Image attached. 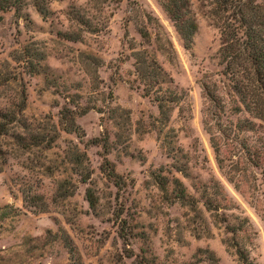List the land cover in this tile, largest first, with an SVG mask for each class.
I'll return each instance as SVG.
<instances>
[{"label": "rangeland", "instance_id": "obj_1", "mask_svg": "<svg viewBox=\"0 0 264 264\" xmlns=\"http://www.w3.org/2000/svg\"><path fill=\"white\" fill-rule=\"evenodd\" d=\"M84 1L52 0L47 13L29 7L19 17L13 10L0 11V75L20 71L26 93L24 115L48 117L59 131L51 149L17 151L7 157L0 172V209L8 206L0 210V264H69L68 248L83 264H235L221 241L225 235L222 225H211L210 235L198 237L185 228L178 241L174 220L185 222L186 208L173 201L170 184L165 193L153 181L152 174L161 167L171 171L163 174L177 177L196 196L195 188L218 180L254 225L257 236L250 255L257 264H264V215L226 180L202 127L204 99L196 80L203 72L219 68L214 58L219 33L207 2L191 0L197 29L186 49L157 0H120L101 33L86 34L77 42L62 38L58 32L69 24L67 10ZM133 5L160 24L174 48L175 63L155 50L153 21L148 26L151 43L140 37L137 19L129 13ZM30 41L45 51V58L36 67L22 63L16 68L10 54ZM140 42L156 55L166 72L162 88L181 94L163 132L150 126H157L154 119L158 115L152 96L144 95L128 73L133 63L128 46L139 49ZM85 54L97 60L87 69L82 60ZM87 70L95 72L97 90L102 92L97 100ZM3 78L0 76V101L7 103L16 81ZM109 101L130 112L131 130L121 139L115 136L120 129L105 113ZM69 118L74 120L76 132L64 130ZM164 135L173 146L170 152L162 143ZM71 144L86 154L92 169L85 183L79 181L70 163L60 162L62 150ZM51 160L55 161L52 171L46 168ZM175 160L181 162L186 176L173 168ZM111 169L114 173L108 176ZM61 181L76 186L72 196L56 197L54 188ZM27 186L50 202L49 211L36 212L24 205L21 190ZM87 187L97 193L95 211L85 200ZM202 249L211 252L212 263L206 261Z\"/></svg>", "mask_w": 264, "mask_h": 264}, {"label": "trees", "instance_id": "obj_2", "mask_svg": "<svg viewBox=\"0 0 264 264\" xmlns=\"http://www.w3.org/2000/svg\"><path fill=\"white\" fill-rule=\"evenodd\" d=\"M51 1L0 0V11L13 10L19 17L32 7L39 13H47ZM157 1L172 21L183 47L189 49L197 29L190 10L192 1ZM205 1L209 5L219 33V44L214 54L219 68L203 72L196 80L204 99L202 127L208 134L217 166L226 180L249 206L264 215V127L261 124L264 122V0ZM119 2L120 0H85L83 4L70 6L66 12L69 24L66 30L59 31L58 35L77 42L82 41L86 34L101 33L107 27L109 18ZM129 13L130 17L137 19L136 30L146 44L151 43L148 26L153 21L155 50L168 62L175 63L174 48L155 18L137 5H133ZM139 45V49H136L134 44L128 46L131 50L129 56L133 59L132 70L128 73L133 75L131 81L141 86L144 95L152 96L158 115L154 119L157 126L154 123L150 126L157 127L158 131L163 132L181 94L172 89L162 88L161 83L166 74L164 68L153 52L145 48L141 42ZM45 56V51L35 41H30L21 48L14 49L10 59L17 64L16 68L22 63L36 67ZM83 56L86 69L90 67V63L97 61L94 56L88 54ZM87 71L91 88L96 89L94 98L97 100L102 92L97 90L95 72ZM10 74L0 75L7 82L10 79L16 81L10 100L7 103L0 101V172L9 155L32 148L47 151L59 137V131L50 118L24 115L26 93L20 71L16 69L12 76ZM110 101L105 113L120 129L115 136L121 139L123 134H128L131 130L130 112L119 105L112 106ZM73 127H76L74 120L67 119L64 130L68 133L76 132ZM143 132H146L145 128ZM163 141L168 152L172 151L173 146L165 135ZM102 144L106 149L107 138ZM62 153L60 162L70 163L74 167V172L79 175V181L87 182L92 169L86 154L74 144L62 150ZM104 160L106 164L109 163L106 158ZM175 161L173 168L182 172L181 162L177 164V160ZM54 162L51 160V165L46 168L52 171ZM103 168L102 166L101 169ZM164 170L171 173L170 170L161 167L152 174L153 181L165 193L167 185L170 184L173 201L186 208L183 212L185 222L179 218L174 220L173 229L177 230L178 241L181 239L180 233L185 228L198 237L210 235L211 225L216 228L222 225L225 235L221 241L226 251L234 256L235 264H257L250 255L257 231L250 219L239 211L235 202L225 193L222 184L215 179L202 183L197 189L195 188L198 192L196 196L187 192L180 179L175 176L169 178L163 174ZM107 173L109 176L114 172L111 169ZM182 174L186 176L185 173ZM75 190L76 186L70 181H61L54 188L58 198L72 196ZM21 195L24 205L32 207L36 212L50 210V202L34 191L31 192L28 186L22 188ZM85 200L89 208L95 211L98 196L91 187L85 189ZM6 208L8 206L0 210ZM68 249H70L69 264H83L73 256L71 248ZM200 251H205L204 257L208 263L214 261L210 251L203 249Z\"/></svg>", "mask_w": 264, "mask_h": 264}]
</instances>
